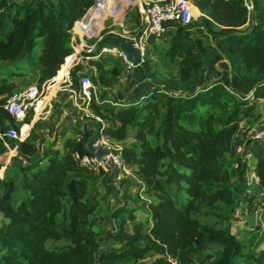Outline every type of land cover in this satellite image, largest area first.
Segmentation results:
<instances>
[{
    "label": "trees",
    "instance_id": "16d2710c",
    "mask_svg": "<svg viewBox=\"0 0 264 264\" xmlns=\"http://www.w3.org/2000/svg\"><path fill=\"white\" fill-rule=\"evenodd\" d=\"M111 2L75 25L94 0H0V61L28 63L40 86L57 81L69 74L74 26L82 36L93 34L102 25L97 15ZM192 2L200 19L146 49L150 78L165 88L144 100L110 97L124 76L122 59L103 56L92 69L79 64L71 70L75 89L86 76L98 89L92 111L106 122L99 127L122 149L132 172L119 183L124 206L107 207L109 196L120 193L114 177L75 159L88 153L89 132L67 139L63 149L51 142L43 151L34 139L42 121L24 142L5 138L15 142L17 156L0 179V264H264L258 236L246 243L233 232L236 223L247 226L239 214L264 213V143L249 147L252 164L236 143L241 124L253 123L264 98V0ZM219 48L230 84L234 75L255 81L251 97L207 77ZM9 78L0 81L1 134L22 125L4 108L15 94ZM250 172L260 194L248 191ZM139 184L145 192L130 195ZM138 210L147 217L137 221Z\"/></svg>",
    "mask_w": 264,
    "mask_h": 264
},
{
    "label": "rangeland",
    "instance_id": "374dc122",
    "mask_svg": "<svg viewBox=\"0 0 264 264\" xmlns=\"http://www.w3.org/2000/svg\"><path fill=\"white\" fill-rule=\"evenodd\" d=\"M133 1H135V3ZM119 2H120V11H116L113 9L114 0H112L111 4H109L107 8L103 9L102 12L99 13L97 15V18L95 19L96 21L101 20L102 25L93 34H98L103 29V31L101 32L102 40L98 42L97 38H92L88 41V43L89 45H94L97 43L98 46H97L96 52L99 51L101 47L103 46L116 47L124 51H129L130 49L129 42L124 40L121 36L122 35L130 36L131 34H133L134 30L141 25V18L139 15L136 0H132V1L131 0H119ZM128 7L129 9L126 12L125 17L121 19V14L125 12L126 8ZM89 12L90 10L88 11V13ZM110 16L114 17L115 19L113 18L108 19L104 25V21ZM198 19H200L199 15H198ZM74 32H75V29L73 28V33ZM125 32H127V34H125ZM172 33H173L172 30H170L168 33H165L160 39H157L155 41L160 42L166 38H169ZM79 43L80 42L78 39V44ZM122 45H124L123 49L121 48ZM219 49H220V54L216 58L214 64L210 66L207 77L208 78L211 77L216 82H222V83H225L229 87L230 86L233 87L244 97L245 96L251 97L254 94L255 81L241 79L238 76L234 75L231 81L232 83L230 84L229 68L224 62V58L221 53L222 52L221 48ZM40 52H41L40 47H37L35 50L34 58H37L40 55ZM129 54L132 57L133 51H129ZM110 56L111 55H104V57H110ZM132 58L135 62L139 61V56L132 57ZM98 59L99 58H92L89 60H85V63H86L85 65H87V67L92 69L95 67V64L99 61ZM73 60H74V57L72 58V61ZM72 61H71V64H72ZM71 64H70V67H71ZM18 70L24 73L22 74L21 72V76H11V72L12 73L17 72ZM107 70H111V66H108ZM152 72H154V68L151 69L149 66H147V64H145V62L141 64L140 67H136L131 70H128V68L126 67L125 71L122 72L121 75H125V76L131 75L130 77L131 80H129L130 82L127 80L122 81L124 79V77H122L115 85L112 86L111 90L116 92L114 100L116 101V99L117 100L120 99V97L117 95V91H119V89L121 88H124L126 85H128L125 87V89L128 87L127 89L128 96L133 94L134 92L133 87H135L138 83L137 77L135 75H145V76L147 75V77H149L147 80L149 79L151 80L150 76L148 75H153ZM66 76L67 74L60 77L56 81L57 83L55 87L53 88V90H51L50 93H47L45 100L38 107V114H34V113L32 114L31 123L23 125V130L25 132V135L29 133L27 137L29 138V136L32 134V130L35 127V124L39 121H42L43 123L42 126L36 129L35 131L36 133L34 135V139L36 140V142L42 144L40 147L42 151L46 147V145H48L51 142H55L57 144V147H59L60 149H63V146L65 145L67 139L75 138L77 136H82L85 132H89L92 136L93 128H97V123L94 120L87 119L83 114H81L79 111H77V109H75L74 104L70 97L71 94L69 92L61 91L55 96L57 92L56 90L59 87V83ZM3 78H9V82L13 81V83L16 85L14 93L27 89L28 87H31L34 85H39V75L32 74L30 71V65L25 62L7 64L3 61H0V81H2L1 79ZM155 84L158 85V82L157 83L154 82V85ZM159 84H161L160 81H159ZM163 88H165L164 85L162 87L159 86V89H163ZM96 95H97V101H98L99 100L98 99V96H99L98 89H97ZM48 102H50L51 104L47 109L48 113L40 115L39 113L41 112V110L45 107V105ZM124 103H129V100L125 101ZM257 109H258L257 116L256 118H254L253 123L252 124H247L246 122L242 123L241 131L236 137L238 151L250 164L255 163V160H252L250 155H245L248 152L249 147L256 142L262 143L261 141H258L257 139H255V134L264 123V98L259 99L258 104H257ZM29 116L30 114L28 115V117ZM24 141L25 140L19 141V142H24ZM16 156H17V145L15 144V142L10 144L8 141L3 142L2 140H0V164L2 165V168L0 170L1 171L0 179L4 177L6 168L12 164ZM119 183L120 182L115 181V180L112 182L113 185H116V186L118 185L117 186L118 190H119ZM140 185L142 184H139L137 186H133L132 188H130L129 194L132 196H135L140 192H145V189H146L145 185L144 184L143 186H140ZM247 188L249 189L248 190L249 192H252V193L255 192L257 194H260V189L255 184V176L253 172H250L248 176ZM119 192H120L119 194H117L116 192L109 196V202L107 204V207L111 211L115 210L118 207H122L125 204V200L122 198V190L120 189ZM257 201H259V198L257 199ZM141 205L142 203H140V206ZM132 207H134V205ZM252 209H254V207H251V210ZM248 211L249 210H246V212ZM254 212H255L254 214H249V215L248 214L240 215L238 213L239 218L241 217V219H244L245 217V219L242 221H245L247 226H245L244 222L236 223L235 225H233V232L236 233L237 239L243 240L246 243L249 242V239L252 236H258L259 241H258V244L256 245V248L258 250H262L264 249V223H263L264 221L262 220L263 219L262 213H260L259 209L255 210ZM146 217H147V214H145V212L141 210L137 211L136 213L137 221H141L145 219ZM110 226H111L110 227L111 230L115 229L116 227L114 222H112ZM127 228L128 230L132 231V227L130 224L127 226ZM151 259L153 260V258Z\"/></svg>",
    "mask_w": 264,
    "mask_h": 264
},
{
    "label": "built area",
    "instance_id": "2783aa9c",
    "mask_svg": "<svg viewBox=\"0 0 264 264\" xmlns=\"http://www.w3.org/2000/svg\"><path fill=\"white\" fill-rule=\"evenodd\" d=\"M104 2L105 0H94V5L90 8V12L82 21L76 22L75 25H77V23L86 22L90 13L101 7ZM133 2L135 3V1ZM136 3L141 18V25L137 27L130 36L122 35L121 37L129 42V51L137 53L139 61L135 62L132 58L133 56H130L129 51L111 46L101 47L97 56H86L85 53L91 55L96 52L97 43L89 45L88 41L92 38H97L98 42H100L102 40L101 32L103 29L98 34H85L84 36L74 32V53L66 59V62L73 57L74 60L69 69V74L59 83V88L55 94L56 96L61 91L69 92L75 109L87 119H92L97 123V128H93V135L88 144V153L84 155H75L78 164L82 168L88 169L96 174L102 172L109 173L114 177V180L118 182L132 177L133 175L126 164L122 149L113 144L102 131V128L106 126V122L101 117L96 116L92 111V102L94 99H97V88L92 79L86 76L81 78V90L78 91L74 88L70 79V71L75 66L85 62V60L99 58L104 55L121 58L128 70L140 67L141 64L145 62L146 49L152 41L160 39L165 33H168L176 27L190 28L198 20V16L193 12L196 6L193 4L192 0H136ZM113 7L114 10L120 11L119 0H114ZM129 7L121 14V19L125 17ZM248 8L252 10L253 5L248 4ZM201 16L202 14L200 13L199 17ZM110 18L115 19L112 16L108 17L104 21V25ZM125 34H127V32H125ZM78 39L80 42L79 44ZM121 48L123 49L124 45H122ZM55 84L56 81L54 78L46 81L42 86L34 85L16 92L12 97L6 100L4 108L9 111L15 120L21 123L22 126H20L21 128L19 131L10 129L5 134L0 133V140L4 141L5 138L19 141L26 140L29 133L25 135L23 130V125H26L24 124L25 120L31 111H33L34 114H38L39 105L45 100L47 93L50 92ZM50 105V102H48L39 114L43 115L47 113V109ZM255 139L264 143V123L256 132Z\"/></svg>",
    "mask_w": 264,
    "mask_h": 264
},
{
    "label": "crops",
    "instance_id": "0c3cea01",
    "mask_svg": "<svg viewBox=\"0 0 264 264\" xmlns=\"http://www.w3.org/2000/svg\"><path fill=\"white\" fill-rule=\"evenodd\" d=\"M132 56L136 57L137 53L133 52ZM82 64H86V63L83 62ZM135 76L137 77L138 83L135 87H133V90H134L133 94L128 96V94H127L128 87L125 89V87L128 85H126L124 88H121V89H119V91H117V95L120 97V99L119 100L116 99V101L125 102V101L129 100V103H138V102L144 100L151 93V91H153V89L154 90L159 89L158 85H156V84L154 85V81L152 82V80H150V79L147 80L149 78V77H147V75L146 76L145 75H135ZM148 76H150V75H148ZM123 77H124V79L122 81L131 80L130 79L131 75H126V76L124 75ZM115 93H116L115 91L110 90V97L115 99ZM262 218H263L262 220L264 221V213L262 214Z\"/></svg>",
    "mask_w": 264,
    "mask_h": 264
},
{
    "label": "bare ground",
    "instance_id": "6f19581e",
    "mask_svg": "<svg viewBox=\"0 0 264 264\" xmlns=\"http://www.w3.org/2000/svg\"><path fill=\"white\" fill-rule=\"evenodd\" d=\"M109 4H107L105 7L107 8V6H108ZM97 11V9L95 10V11H93V12H96ZM93 12H91V13H93ZM193 12H194V14H195V9H193ZM196 15V14H195ZM196 16H198V15H196ZM88 20V19H87ZM85 23V22H84ZM57 83V82H56ZM56 85V84H55ZM55 85L51 88V90H53V88L55 87ZM59 88V87H58ZM58 88H57V90H58ZM51 90H50V92H51ZM56 90V91H57ZM49 92V93H50ZM55 93V92H54Z\"/></svg>",
    "mask_w": 264,
    "mask_h": 264
}]
</instances>
